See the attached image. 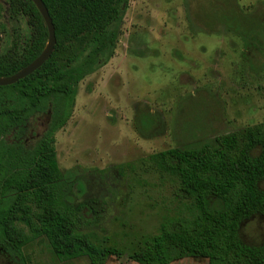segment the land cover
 <instances>
[{
    "label": "rangeland",
    "instance_id": "374dc122",
    "mask_svg": "<svg viewBox=\"0 0 264 264\" xmlns=\"http://www.w3.org/2000/svg\"><path fill=\"white\" fill-rule=\"evenodd\" d=\"M32 34L28 17L0 0V57H21ZM263 122L264 0H130L114 56L78 84L55 134L70 200L97 201L84 232L120 252L106 264H140L131 255L141 239L191 206L152 154ZM240 236L264 246V214L245 220ZM24 255L27 264H92L59 260L45 236Z\"/></svg>",
    "mask_w": 264,
    "mask_h": 264
},
{
    "label": "trees",
    "instance_id": "16d2710c",
    "mask_svg": "<svg viewBox=\"0 0 264 264\" xmlns=\"http://www.w3.org/2000/svg\"><path fill=\"white\" fill-rule=\"evenodd\" d=\"M7 1L12 15L28 17L33 34L21 57H0V78L31 64L49 41L34 0ZM129 1L43 0L56 29L55 50L28 77L0 86V253L19 264H27L24 248L43 236L61 261L87 256L92 264H106L120 253L84 232L97 201L70 200L55 134L72 116L78 84L114 56ZM149 160L177 179V195L191 206L143 237L134 261L171 264L202 257L209 264H264V246L240 236L245 220L264 214V122Z\"/></svg>",
    "mask_w": 264,
    "mask_h": 264
},
{
    "label": "water",
    "instance_id": "95a60500",
    "mask_svg": "<svg viewBox=\"0 0 264 264\" xmlns=\"http://www.w3.org/2000/svg\"><path fill=\"white\" fill-rule=\"evenodd\" d=\"M36 3L37 7L39 8L45 23L48 27V32H49V41L47 44V47L45 50L42 52V54L34 60L31 64H29L27 67L24 69L20 70L16 74L10 76V77H5V78H0V86H8L17 83L18 81L28 77L32 73H34L37 69H39L44 63L50 58L52 53L55 50V46L57 43V37H56V29L54 22L52 20V17L49 13L48 8L46 7L45 3L43 0H34Z\"/></svg>",
    "mask_w": 264,
    "mask_h": 264
},
{
    "label": "flooded vegetation",
    "instance_id": "af4514ba",
    "mask_svg": "<svg viewBox=\"0 0 264 264\" xmlns=\"http://www.w3.org/2000/svg\"><path fill=\"white\" fill-rule=\"evenodd\" d=\"M43 130H39L38 133H41ZM5 255L4 257L7 258V261L5 262V260L3 258H1V255ZM0 264H19L18 261L14 258H12L9 254H7L5 251H2L0 253Z\"/></svg>",
    "mask_w": 264,
    "mask_h": 264
}]
</instances>
